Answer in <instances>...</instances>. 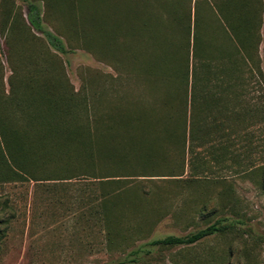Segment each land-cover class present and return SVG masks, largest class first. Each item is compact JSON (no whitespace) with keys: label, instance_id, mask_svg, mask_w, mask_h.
Listing matches in <instances>:
<instances>
[{"label":"rangeland","instance_id":"374dc122","mask_svg":"<svg viewBox=\"0 0 264 264\" xmlns=\"http://www.w3.org/2000/svg\"><path fill=\"white\" fill-rule=\"evenodd\" d=\"M33 1L41 7L43 25L64 41L68 51L56 50L30 24L27 1L0 0L3 119L25 128L26 113L34 107L21 101L22 115L8 116L14 102L5 98L13 92L23 96L27 76L37 70L40 76H48L42 80H54V72L64 70V78L79 93L100 85L108 93L111 91L109 95L112 91H118L120 96L125 93L128 98L129 93L144 97L150 94L142 70L146 68L145 59L149 64L153 61V46L145 43V33L134 38L127 30H116L112 42L105 44L96 25L99 18L109 15L101 11L107 1ZM113 1H120L118 12L128 18L126 11L136 13L135 22L150 23L155 14L165 15L166 22L168 0ZM196 1L175 0L180 13L191 10L190 21L182 22H190L192 32ZM198 1L201 25L214 24V0ZM261 2L258 57L264 72V0ZM180 33L178 30L169 36L180 39ZM243 70L238 88L244 91L243 105L257 106L258 111H252V117L245 122L233 120L232 128L237 133L234 131L230 137L233 145L224 161L214 160L203 146L195 147L197 157L187 152L180 158L173 144L160 136V143L154 142L161 146L162 157L157 158L158 168L154 171L160 175L118 176L114 182L105 183L90 176L66 181H7L0 173V264H264V78L252 74L247 67ZM37 89L46 93V83ZM121 104L124 105L118 97L106 99L100 106L117 112ZM130 105L126 103L129 108ZM205 160L207 164H202ZM224 218L234 220L232 229L197 243L147 245L152 239L186 235ZM141 245L150 252L129 255Z\"/></svg>","mask_w":264,"mask_h":264},{"label":"trees","instance_id":"16d2710c","mask_svg":"<svg viewBox=\"0 0 264 264\" xmlns=\"http://www.w3.org/2000/svg\"><path fill=\"white\" fill-rule=\"evenodd\" d=\"M25 1L30 24L46 36L52 47L66 53L64 41L43 25L40 5L33 0ZM105 1L107 4L101 11L114 19L112 23L106 15L97 22L96 28L105 44L112 42L116 30H127L134 38L145 33V43L153 46V61L149 64L145 59L146 68L142 70L150 94L144 97L129 93L128 98L125 93L123 97L117 95L118 91H112L109 95L111 91L108 93L100 85L79 93L64 78L62 69L54 72V80H42L48 76H40L39 70L28 75L26 93L21 96L13 92L5 98L14 102L8 116L22 115L21 101L35 108L26 113L25 128L16 121L3 119L0 114V165L3 167L0 173L4 180L66 181L75 176H90L111 183L118 176L160 175L154 174L159 163L157 158L162 157L161 146L156 145L160 136L173 144L180 158L187 152L192 158L197 157L199 152H195V147L203 146L214 160L224 161L233 145L230 138L236 131L232 128L233 120L247 121L252 111H258L257 106L244 107V91L238 88L245 67L264 78L258 57L263 23L261 0H214L211 4L215 25L212 22L204 27L197 0L193 32L190 22H182L190 21L191 10L180 13L175 0L166 2V22L165 15L155 14V21L152 18L150 23L148 20L135 22L137 15L133 11H126L129 18L118 12L120 1L118 4ZM178 30L181 38H171V33ZM205 30L208 32L204 33ZM42 81L47 85L46 93L37 89ZM118 97L124 105L117 112L114 108L105 111L100 106L106 99L112 101ZM126 103H131V108ZM202 164H207V160ZM233 224L234 220L224 218L186 235L152 239L147 245L194 244L232 229ZM145 246H139L129 255L150 252Z\"/></svg>","mask_w":264,"mask_h":264}]
</instances>
